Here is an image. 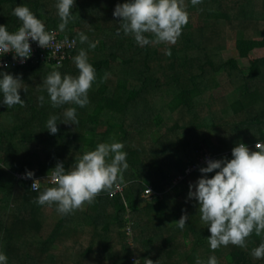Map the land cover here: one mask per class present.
<instances>
[{
    "label": "trees",
    "instance_id": "trees-1",
    "mask_svg": "<svg viewBox=\"0 0 264 264\" xmlns=\"http://www.w3.org/2000/svg\"><path fill=\"white\" fill-rule=\"evenodd\" d=\"M52 1L49 4V0H34L28 5L44 21L47 30H56L61 36L77 41L70 50V57L63 60L58 70L61 73L78 74L72 58L80 48H88L87 44H80L78 40L77 33L84 32L89 41H98L95 49H88L89 61L96 69L97 78L88 93L89 104L83 108L77 107L78 124L71 125L63 123L62 113L68 106L76 107L75 105L53 108L46 102L41 107L37 100L43 94L47 101V93L41 89L44 78L51 71L52 63L38 62L18 67L8 65L4 69L13 75L21 73L23 83L33 81L22 86L25 91L20 90L21 99L25 101V105L20 106L21 112L15 113L14 108H10L7 113L2 107L7 106L0 103V250L7 254L8 264H65V258L60 255L62 250L74 254L75 259L69 264H90L94 262L90 254L94 253L96 257L98 252L89 251L92 248L91 242L84 249L81 248L87 239L83 235L80 240V228L84 226V234L91 229L93 235H96L94 240L100 238L101 241H106L97 257L99 264H134L135 260L145 258L151 259L153 264H182L184 260L190 263L191 258H195L199 251L210 249L207 241L210 233L200 218L194 219L193 212L185 213L189 219L185 228L180 230L175 222L181 215L174 209L170 212L166 210L170 191L174 196H179L183 191L189 190L187 181L192 180L190 175L195 171L186 172L185 160L191 163L189 165H198L200 168L206 166L201 162L205 156L211 159H230L231 149L237 143H254L264 139V132L258 126L262 118L247 116L235 120L232 125L220 113L216 116L215 110L218 107L216 99L221 96V100H224L226 97L221 81L224 80V73L230 78L234 72H238L242 78L239 83L245 88L239 94L240 98L231 102V107L234 114L245 111L243 98L264 81V33L246 38L243 29H240L235 41L237 54L215 61L207 55L204 48L198 47L192 29L198 26V17L204 20H226L230 19L231 12L228 9L240 8L242 13L237 12L236 18L246 27L256 18L251 0H203V3L196 6L190 4L187 9L189 23L184 26L177 41L182 43L181 48L177 47V42L174 45L161 43L142 47L131 35H124L122 30L117 34L120 18L114 17L113 11L124 0H75L73 12L76 16L61 32L58 28L60 19L55 8L56 0ZM19 5L27 6L22 0H0V24L7 25L9 31H16L20 26V21L12 15V9ZM166 49H170V56L166 54ZM46 64L48 70L44 68ZM34 71H40L41 74ZM208 74L212 77L207 79ZM26 75H33L35 78ZM34 81L38 85L33 86ZM236 86L237 84L235 88ZM162 87L166 97L153 100L151 94L159 93ZM148 94L151 106L155 105L154 109L160 107L170 113L178 111L182 116L180 120L164 127L172 132L167 146L171 148V144L179 142V150L182 151H179L180 157L177 153L167 160L176 173L152 169L153 173H143L141 150H135L128 144L129 134L124 121L132 116L140 120L138 122L144 121L150 110L146 99ZM155 113H152V120L158 127L165 120L162 113ZM53 114L60 117L57 121L59 130L55 135L50 134L45 127L47 119ZM169 116L172 115L167 114L171 119ZM6 117L7 125L3 128ZM248 123L252 127L249 128ZM101 125H104L103 129ZM243 125L250 130L243 129ZM178 129L181 137L175 139L173 137L176 134L173 132ZM255 132L257 135L252 139L251 134ZM9 135H18L21 145H48V157L51 161L42 165L39 161H34L33 153L30 152L28 156L32 158L19 164L8 151L9 144H13L7 137ZM215 137L218 139L217 146L214 145L217 140ZM112 139L122 142L125 146L123 150L127 152L128 168L124 172V181L128 183H125L122 191L111 197L108 196V191H102L93 203H85L68 215L58 213L55 205L40 206L33 202L39 192L31 188L32 179L24 178L27 171L34 173V179H42L47 177L58 162H62L66 170H70L84 152L94 149L100 142H110ZM254 150L256 149L252 151ZM157 155L159 158L163 156L161 152ZM155 158L156 156L148 159L150 166H158ZM179 175L182 178L175 183L174 178ZM195 179L197 178L194 177ZM45 184L54 186L49 181ZM149 185L152 192L145 193L144 190ZM43 186L44 184L41 191ZM194 203L196 204L195 200ZM8 210L13 215L9 217L12 224L5 227L2 218L9 215ZM41 212H44L39 223L41 226L43 224L41 232L34 233L32 225L29 229H22L23 226L28 227ZM166 213L175 216L169 234L165 231L169 226L165 224ZM197 214L200 216L199 211ZM15 226L20 227V232ZM122 234L125 236L122 237ZM78 238L81 245H76L73 249L76 244L74 240ZM262 240L264 237L253 234L248 238L246 248L229 245L217 249L223 248L225 251L218 258L219 264H264V259L257 260L251 256L249 248L250 245L256 247ZM112 250L115 251L117 260ZM77 253H80L79 257L75 255ZM84 254L86 257L82 262ZM201 254L200 258L204 260L214 255Z\"/></svg>",
    "mask_w": 264,
    "mask_h": 264
},
{
    "label": "clouds",
    "instance_id": "clouds-1",
    "mask_svg": "<svg viewBox=\"0 0 264 264\" xmlns=\"http://www.w3.org/2000/svg\"><path fill=\"white\" fill-rule=\"evenodd\" d=\"M193 6L203 0H190ZM75 0H56L55 8L60 19L58 28L63 32L76 14L73 12ZM12 15L20 21L16 31H9L7 25L0 24V58L12 53L13 60L24 63L32 55L31 43L41 48H48L54 40V33L47 30L44 21L24 5L12 9ZM113 16L120 18V28L124 35H131L139 46L151 44L174 45L182 34L184 26L189 23V13L185 0H124L117 4ZM151 34V36L146 35ZM80 44L88 48H80L72 58L78 70L77 75L61 73L59 63L51 65V71L43 80L42 92L37 97L41 107L46 102L53 108L67 107L62 115L64 124H78L77 107L89 104V90L96 81V69L90 63L88 49H95L98 41H89L84 32L77 33ZM76 40L71 44L75 45ZM166 54L171 55L170 49ZM9 66L0 65V103L8 108L20 105L22 85L20 75L5 71ZM60 117L50 115L46 121V130L55 135ZM124 144L112 139L100 142L94 149L84 152L70 170H66L62 162L51 169L44 181L54 186L42 184L34 179V173L27 171L24 178L32 179L31 188L39 195L34 203L40 206H56L61 215H68L80 209L85 203L91 204L102 191L109 195L125 186L124 172L128 168L127 152ZM254 151L244 143H237L231 149V158L207 159L206 166L198 169L200 176L189 184L187 198L194 199L200 213V220L207 227L209 248L215 250L229 245L240 248L247 247V240L255 234L264 237V143H257ZM214 173L209 176L208 174ZM43 181V182H44ZM189 217L181 215L176 226L183 230ZM254 259H264V240L250 251ZM8 256L0 250V264H8ZM153 264L151 259H137L134 264ZM195 264H219L215 255L206 260L197 257Z\"/></svg>",
    "mask_w": 264,
    "mask_h": 264
},
{
    "label": "rangeland",
    "instance_id": "rangeland-1",
    "mask_svg": "<svg viewBox=\"0 0 264 264\" xmlns=\"http://www.w3.org/2000/svg\"><path fill=\"white\" fill-rule=\"evenodd\" d=\"M25 1L27 4V7H29L28 4H30V2L34 1V0H22ZM49 4H52L53 1L49 0ZM252 5H253V9L255 12L254 17L256 16V18L247 24L246 27H244L242 24H240L238 22V19L236 18L237 16V12L242 13V8H240L239 10H229L230 13V19H221V20H215V19H208L204 20L202 19V17H198L197 18V22H198V26L195 29H192L194 35H195V40L198 43V47L204 48L207 51V55H209L211 57V59L215 60V61H219L221 60L222 57L224 56H234L237 54V50H236V46H235V41L236 38L239 35V30L243 29L244 32V36L246 38H250L253 37L255 35H258L259 33H264V0H251ZM190 0H185V5L186 8L188 9L190 6ZM41 10H42V4L40 2L39 4ZM30 8V7H29ZM51 8V7H50ZM262 16V17H261ZM96 41V40H95ZM177 47L181 48L182 43L181 42H177ZM89 52V51H88ZM45 69L48 70V64H46V66L44 67ZM45 72V71H44ZM34 73L40 75L41 72L40 71H34ZM21 74V73H20ZM19 74V75H20ZM28 74V73H27ZM31 74V73H30ZM29 76V75H26ZM31 78H35V76H29ZM212 75L208 74L207 75V79L211 78ZM224 80L221 79L222 84H223V90L225 92V98L224 100H221V96H219L216 100H217V105L218 107H216V116L222 115L224 118H226V121L228 123H231L232 125L234 124V121L237 119H243L245 117L248 116V118H262V121L258 124L259 129H261L264 132V81H261L259 83V87L256 88L255 90H252L251 93H248L247 96L245 98H243V103L245 106V111L241 112L239 114H234L233 108L231 107V102L233 100H235L236 98H240L238 97L239 94L244 90V85H240V81L242 80L241 78V74H239L238 72H234L231 77L227 78L226 74L224 73L223 75ZM33 80H29V82H24V85H29L32 83ZM239 83V85H238ZM237 84L236 88L235 85ZM34 85H38L37 81L33 82V86ZM206 84L203 85V87H205ZM204 90V88H203ZM151 94V98H153V100L157 99H164L166 97L165 95V89L164 87H162V90H159V93L157 94ZM148 97L146 98L148 103H149V107L150 110L147 113V116H145L144 121L142 122H138L140 120H136L135 116H132L131 118L128 119V121H124V126L126 128V130L128 131L129 134V142L128 144L133 146V149H139L141 150L140 152V157L142 159V172H152L156 171V170H164L167 172H172V173H176L175 168L172 166V164H168L167 160L170 156H172L173 154H177L178 157L181 156V150H179V142H174L173 144H171V148H169V146H167V142L169 140V135L172 132H169L168 130L164 129V127H167L168 125H170L173 121L176 120H180V118H182V116L180 115V112L175 111V112H171L167 111V109L165 111L161 110L160 107L157 109H154V106H151L150 102H149V94L147 95ZM158 106V105H157ZM3 109H5V111L8 113L7 109H10L8 107H4L2 106ZM70 107V106H68ZM12 108H14L15 113L16 112H21L22 109L20 108V105L17 106H13ZM160 112L163 114L164 117V122L163 124L158 127H156V125L154 124V121L152 120V116L154 114H156L155 112ZM154 113V114H152ZM167 114H171L172 116H169L171 119H169L167 117ZM166 118V119H165ZM4 121H8V117H6L4 119ZM2 124V122H1ZM249 128L252 127V125H250V123H248ZM7 125V123L3 122V128H5V126ZM106 125V124H104ZM104 125L102 129L104 128ZM243 129H248V131L250 130L246 125H243ZM9 128V123L8 126ZM7 128V129H8ZM175 139H177L180 136V132L179 129L176 130V132H173ZM257 135V132L251 134L252 139L254 136ZM8 138H10L13 141V144H9L10 146L8 147V151L10 153V155L12 156L13 160L14 158L16 160L19 161V164H22L23 162H25L26 160H28L29 158H32L30 156H28V153L32 152L33 156H34V161L36 162H40L42 165L44 164V162H50V158L48 157L49 155V150L47 148L46 145L39 143L36 145H28V144H24L21 145L18 142V135L16 136H7ZM215 139H217L215 137ZM212 143H214V141H212ZM170 144V142H169ZM218 144V139L215 140V146H217ZM164 147V149H163ZM29 148V149H28ZM33 148V150H32ZM178 148V149H177ZM181 151V152H179ZM218 151L219 148H218ZM159 152L162 153V157L159 158ZM156 156L155 160L158 162V166H150V162L148 159L151 160V158L153 159ZM213 159V158H212ZM215 159V158H214ZM186 161V165H184V167L187 166V168L191 167V163H189L187 160ZM146 164V165H145ZM186 168V170H187ZM191 172L192 173L190 176L192 180L187 181V183H194L197 179L194 180V177L198 178L200 176L199 171H197L199 169L198 165L194 167ZM152 169V170H151ZM153 173V172H152ZM180 176V175H179ZM179 176H176L174 178V182L177 183L178 182V178ZM182 176V175H181ZM189 178V176L187 177ZM41 183L45 184L47 183V181H44L46 179V177H43L42 179L39 178ZM44 181V182H43ZM125 183H128L127 181ZM42 184V185H43ZM150 186V185H149ZM124 188V186L120 189L117 190L116 192H114V194H116L119 191H122ZM189 188V187H188ZM188 191H183L182 194H180L179 196H174L173 192L170 191L169 195L167 196L168 198V207L166 208L167 212H170V210L176 211V213L178 215H185V213H192V216H194V219H199L200 216L197 214L198 212V206L194 203V199L189 200L187 198V194ZM146 192V191H145ZM148 193V192H146ZM150 193V192H149ZM112 194V195H114ZM112 195H108L109 197H111ZM9 215H7L6 218H2V220L4 221V226L5 227H9L11 226L12 222L9 220V217H13V215H11L10 210H8ZM131 213V211H130ZM129 213V214H130ZM167 214V213H166ZM38 217V218H37ZM36 219L34 221H31L30 225L28 227H22V229H29L30 226L32 225V229L34 233H38L41 232L43 229V224L42 226L39 224L40 221V217L41 220L44 217V212H41V215L37 216ZM50 215L48 216L47 219H49ZM175 221V216L173 215H169L167 214L166 216V223L167 226L165 231H168L167 233L169 234L170 230L169 228H173L171 225L173 224V222ZM77 227V226H76ZM81 234L82 236L80 237V240L82 239L83 235H84V239L87 237V239L84 241V243L81 245L80 244V240L79 238L74 240L76 244H74V246L72 247L73 249L76 248V245L79 246L81 245V248L84 249L87 246L88 242H91V250L89 251H94L95 253L98 252V255L95 257L94 253L90 254V257L94 258L92 260H94L93 263L97 262L98 263V259L97 257H99V251H101L102 249V244L106 243V241H101L100 238H97L96 240H94L96 237V235H93V232L91 229H88V232L84 234V226H81ZM15 228L19 229L20 232V227L15 226ZM91 230V231H90ZM10 232V231H9ZM171 233V232H170ZM122 237L125 236L124 234L121 235ZM28 240H26L27 242ZM25 242V243H26ZM254 246L250 245L249 248L252 249ZM67 251H60V255L61 258H65V264H69L71 260L75 259L74 254H68L66 253ZM102 252H111V251H102ZM112 253L114 255V257L116 258V260L118 259L117 256H115V251L112 250ZM204 253L205 255L209 256L211 254H214L217 259L222 257L223 254L225 253L224 249H220V250H215V252H213L212 250H201L199 251L197 254H195V258L192 257L190 263L186 260H184V262L182 264H195V260L197 257H201L202 254ZM80 253L75 254L77 257H79ZM89 256V255H87ZM82 259V262H84V259L86 257V255L84 254ZM72 262V261H71ZM90 262V264H93Z\"/></svg>",
    "mask_w": 264,
    "mask_h": 264
},
{
    "label": "built area",
    "instance_id": "built-area-1",
    "mask_svg": "<svg viewBox=\"0 0 264 264\" xmlns=\"http://www.w3.org/2000/svg\"><path fill=\"white\" fill-rule=\"evenodd\" d=\"M49 31L54 33V40L47 49L41 48L35 42H32L31 43L32 55L29 59H27L26 62L20 63L19 60H13L12 53H8L5 54L2 58H0V65L7 64L12 67H18V66L34 64L38 62L52 63V65L59 63L60 65H62L63 60L70 57V50H72V48H74L76 44L75 45L71 44V41L74 40L73 38L63 37L56 30H49ZM257 143H264V139L258 140L254 143H247L245 145L250 150H253L255 149V145ZM207 159H211V158L209 156H205L204 158L201 159V162L205 163ZM191 167L195 168V165ZM191 167L187 168L186 172H191L193 169ZM181 178L182 176L180 175L178 179ZM116 191L117 190H115L114 192ZM144 191L148 193L152 192V188L150 186H147Z\"/></svg>",
    "mask_w": 264,
    "mask_h": 264
},
{
    "label": "crops",
    "instance_id": "crops-1",
    "mask_svg": "<svg viewBox=\"0 0 264 264\" xmlns=\"http://www.w3.org/2000/svg\"><path fill=\"white\" fill-rule=\"evenodd\" d=\"M3 122H5V121H3ZM5 123H7V122H5Z\"/></svg>",
    "mask_w": 264,
    "mask_h": 264
}]
</instances>
